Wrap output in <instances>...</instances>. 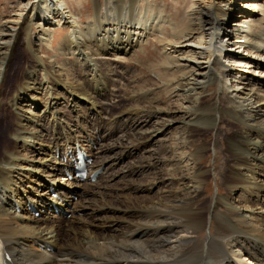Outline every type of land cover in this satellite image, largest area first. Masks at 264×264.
Returning <instances> with one entry per match:
<instances>
[{
	"label": "bare ground",
	"instance_id": "obj_1",
	"mask_svg": "<svg viewBox=\"0 0 264 264\" xmlns=\"http://www.w3.org/2000/svg\"><path fill=\"white\" fill-rule=\"evenodd\" d=\"M15 4L13 19L1 23L0 18V99L8 91L10 80H17L11 64L23 30L34 53L30 57L33 64H28L25 71L33 76L18 75L10 91L21 101L15 103L13 97L9 105L14 132L6 126V143L13 141L15 149L6 150L0 157V241L8 264H237L234 257L241 264L245 259L264 264V211L257 209L264 205V79L258 77L264 75V0H106L104 9L97 0L88 23L72 12L66 0H16ZM171 8L176 11L172 13ZM219 27L223 28L221 36ZM56 28L69 31L56 55L76 57L78 62L104 56L124 62L139 53L146 58L152 40L162 47L161 61L151 64L149 60L146 67L157 77L156 90H142L144 93L137 98L126 95L124 100L132 107L119 109L109 120V126L124 133L135 147L150 145L156 132L165 133L174 126L181 133V143H174L175 147L199 146L187 159L176 162L175 157H166L175 169L159 181L158 176L154 178L153 185L168 184V189H161L157 197L149 196L150 187L130 182H123L124 190L114 195L109 184H99L101 179L109 183L114 175L99 176L96 184L83 183L76 176L78 148L84 147L94 159L88 165L90 181L94 173L113 169L118 162L132 157L124 152L109 158L97 156L94 147L103 138L83 124L90 122L100 131L107 120L99 118L102 113H97L90 96L112 93L115 100L122 97L115 91L112 68L101 70L102 76L109 79L108 86H88L86 90L76 81L73 69L59 63L54 72L47 69L40 54L45 48L55 51L52 36ZM42 71L51 83L61 82L72 89V103L67 98L64 111L49 105L54 98L49 86L35 85L34 78ZM39 91L45 92L44 98L38 97ZM163 93L171 99L170 105L162 108L160 105L167 101ZM175 95L191 105L190 112L171 106ZM75 102L91 108L83 118L65 125L62 119L68 117L67 109ZM207 102L209 106H205ZM28 103L42 107L44 113L38 110L31 115L32 105ZM2 110L0 104V114ZM141 112L164 116L169 124L144 138L140 131L147 121L136 118ZM44 123L55 127L37 134L43 131ZM216 126L218 131H225V136L236 130L233 136L220 141L227 145L224 162L228 166L217 175L223 179L229 196L212 198L208 203L205 187L212 173L202 168L206 147L197 145L200 138L195 132L211 133ZM44 144L53 153H41ZM101 149L108 153L114 147ZM52 155L54 165L45 166L43 162L52 161ZM145 161L131 169V174L155 165ZM185 161L196 174L183 172ZM111 163L116 164L110 167ZM66 173L72 176V183H66ZM60 174L63 178L57 179ZM46 177L51 180L46 181L47 187L41 193L39 188L46 186ZM188 183L195 189H190ZM142 190L143 196L136 197ZM83 195L89 199L73 202L74 196ZM53 204L69 213L84 212L87 218L68 221L32 215L33 208L53 210ZM127 213L129 218L124 219ZM94 215L101 217L93 219ZM83 223L114 234L90 233ZM97 223L101 226H95ZM207 230L208 235L203 236Z\"/></svg>",
	"mask_w": 264,
	"mask_h": 264
},
{
	"label": "rangeland",
	"instance_id": "obj_2",
	"mask_svg": "<svg viewBox=\"0 0 264 264\" xmlns=\"http://www.w3.org/2000/svg\"><path fill=\"white\" fill-rule=\"evenodd\" d=\"M97 0H66V3L68 5V7L72 10V12H75L77 15H79L82 19L83 22L88 23V21L90 20V18L94 15L95 11H94V4ZM167 2H172L173 0H166ZM15 2L16 0H0V18L3 20V22H8L9 20H11V18H14V15L16 14V10L17 8H15ZM99 2L103 5V9L104 7H106V0H99ZM123 3H125V1H123ZM78 4H80L81 6H79ZM129 4V2H128ZM173 9V10H172ZM172 11V13H174L176 10L174 8L169 9ZM181 14H184V12H182ZM24 32H22L19 36V41H18V47H17V51H16V57L15 60H13L12 64H11V68L13 69L12 74H14L15 78L17 77L18 80V75L20 76L21 74H26V75H32L31 71L25 73L26 71V67L28 64H33V61L31 60L30 57H32V53H34L32 50H30V48L28 47V35L27 32L25 30H23ZM39 30H33V32L38 33ZM69 31L66 29H62V28H56L53 30V49H55V51H50L45 49L41 50V54L40 56H43L41 58H43L45 65L47 67L48 70H51L52 72H54L56 69H58L60 67L59 64L65 66L66 68H70L73 69L72 73L75 74L76 76V81L86 90V88L88 86L93 87L96 85H102V86H108L109 83V79L106 78L105 76H102V69H104L105 67L108 69L112 68L111 71V76H113L114 81H115V91H119L120 95H121V99L119 100H115L114 98H112V93L110 94H102L99 96H90V99L96 103V111L97 113H102V116L99 117L101 120L106 118V124L105 127L103 129H101L100 131H98V128H95L94 124H90V122H88L87 124H83V126H85L86 128H89V131L98 133L101 135V137L103 139L99 140V144L97 145V153H99L97 156L99 157H115L118 156V154L120 153H127L128 155H131V159L127 158V159H123L121 162L116 163H111L110 167H115L113 169H110L107 171V168L105 170V168H103V171H101V177L108 178L112 175H114V178H111V181L109 183H105L104 179H101L99 181V184H102L103 186L109 184V187L111 190H114L113 193L114 195H116L118 192L123 191L124 190V183H137L140 186H148L151 188V194L149 196L150 197H157L158 193L161 192V189H166L167 185H153V183L155 182L154 178H156L157 176V181H159V178H163L169 174H171V172L173 173V167L175 169V166H173V163H171L169 165V162L166 160V157H175V161L177 162L178 159L181 158H188L191 157V155L196 152V150L198 149V147L194 146L192 147L191 145H184L181 146L179 145L178 147H175L174 143H181V140H178V138L181 136L179 133L180 130H176L175 131V126L171 129V130H167L165 131V133H161L162 131H158L156 132V139L150 144L147 145L144 148L141 147H135L129 140H127L124 133L118 132L120 131L119 129L115 130L113 128H111V126H109L110 122V117H112L116 112L119 111V109H121L123 111L124 107H132V105L130 104L129 101L124 100V97L127 95H135V97L137 98L140 94L144 93L141 92L143 91H147V89H152V90H156L155 89V85L154 84H159L157 80V77L155 75V73H153L152 69H150V71L147 70V66L150 64L149 60L151 61V64H155L156 62L161 61L162 59V52L163 49L162 47L158 46V44L156 43L155 40H152V42L149 45V55L145 58V56H143V54L141 55V53H139L137 56H133L131 55L133 58L132 60H124V62H114L112 59V57L109 56H104V57H93V58H86V63L84 60L79 61L75 60L74 57H70L67 55H56L57 49L60 48V44L64 41V39L67 37ZM130 57V56H129ZM128 57V58H129ZM89 59V60H88ZM59 63V64H58ZM229 65V64H227ZM100 69V70H98ZM44 72V73H42ZM40 72L39 76L34 78V82L35 85L37 83H40L41 86H49L53 92H54V98L51 99L49 101V105L53 106V107H57L61 110L64 111L65 106L68 103L67 98H69L70 103H72V98L71 96L73 95V91L72 89L64 86L61 82H55V83H51L50 81L47 80L46 75H45V71ZM48 72V71H47ZM1 75V74H0ZM33 76V75H32ZM252 76V75H251ZM23 77V75H22ZM260 77V76H258ZM155 78V79H154ZM17 80L14 82L13 80H10L9 85H8V91H6L1 99H0V104L1 106L4 108V110H2V113L0 114V157L3 156V154L5 153L6 150H11L13 151L15 149V145L13 143V141L6 143V136H7V127H10L12 129V131L14 132V125L12 123V117L10 115V110H9V105H10V101L11 99L14 97V101L16 102H20L19 99V95H16L14 93H10V91L12 92V88L15 86V84L17 83ZM150 80V81H149ZM29 86V85H28ZM20 87V86H19ZM39 95L38 97H45L42 91H39ZM43 93V94H41ZM33 94V93H32ZM162 94V96L165 98V100H167L165 103H162L160 105V107H166L168 105H170V103H168V100H170V95L168 94ZM180 95V94H179ZM37 96V94H36ZM63 97V98H61ZM141 97V96H140ZM30 101V100H29ZM37 102H40L37 101ZM44 102V99H43ZM78 102V101H77ZM172 104L171 106H173L174 108H183L184 111L190 112L191 111V105L189 103H186L185 101H183V98L181 96H173L172 100H171ZM34 103V102H33ZM29 105H32V114L31 115H35L37 114V112L41 111V113L43 114L44 112H42L44 109L42 107L36 108L35 104H31L28 103ZM205 106H209L210 103H204ZM59 105V106H58ZM176 105V106H175ZM178 106V107H177ZM91 107H87V106H83L82 103L78 104V103H74L71 108L67 109L70 111V114L68 115V117H63V121L65 122V125H69V123L72 125L73 123H75L79 118H83L82 115L87 113L89 111ZM198 108V105L196 107L195 105V109ZM42 109V110H41ZM39 110V111H38ZM15 111V109H14ZM79 111V112H78ZM53 117V116H52ZM137 119L140 120H144L147 121L144 124V127L142 129V131H140L141 134L145 135L148 133H153V131H155L156 129L163 127L164 124L166 123V125L169 124L168 119L164 116H155V115H151V114H147V113H143L141 112L140 114H138L136 116ZM52 119V118H51ZM167 120V121H166ZM46 123H48V120H45ZM220 119L218 120L217 125L219 126ZM51 123V120H50ZM45 124V123H44ZM4 125V126H3ZM87 125V126H86ZM93 125V126H92ZM146 125V126H145ZM172 125V124H171ZM154 126V127H153ZM55 126H49L47 124L44 125V129L42 132H39L37 134H44L46 131H51ZM58 130L57 135L60 134L61 132V127L57 126ZM178 127H182V125H178ZM222 127H225L222 126ZM97 129V130H96ZM217 126H216V131L211 132V133H204V132H200V131H196L195 135L200 138L199 143H197V145H203L204 147H206V152H205V157L202 161V168L211 170V176H209L208 179V184L205 187V198H206V202H211L212 198H225L229 196L228 191L226 192V188L224 186V181L223 179L220 178L219 174V170L222 168L224 169V167L228 164L224 161H226V148L227 145L226 143H221L220 141L225 139H227V137L229 138L230 136H233V132L234 130H232V132L230 133V136H225L226 133L225 131H218L217 130ZM114 131V133H113ZM169 132V133H168ZM172 132V133H171ZM176 132V134H175ZM104 134L106 136H104ZM110 134V135H109ZM159 134V135H158ZM173 134V135H172ZM179 134V135H178ZM107 135H109L110 137H108ZM148 135H145L144 138H147ZM224 136V137H222ZM177 140H173L174 138ZM176 141V142H175ZM19 147V145H16V147ZM22 146V145H21ZM101 146L102 147H106V146H113L114 149L112 150V152H108V153H102L101 152ZM120 146V147H119ZM122 146V147H121ZM150 146V147H149ZM165 147V148H164ZM172 147V148H171ZM182 147V148H181ZM169 148V149H168ZM181 148V149H180ZM163 149V150H162ZM166 149V150H164ZM95 150V151H96ZM21 154H24V150L23 147L20 148ZM39 151L41 153L45 152V151H49L51 153H53V150L49 149V146H47L46 144L43 145V148L39 149ZM168 151V152H167ZM179 151V152H177ZM168 153V154H166ZM102 154V155H101ZM229 155L230 151H229ZM151 159V160H150ZM152 161L155 163V168L150 167V168H146V169H142V170H138L136 173H132L131 171L136 168L139 167V165H141L144 161ZM145 161V162H146ZM168 162V163H167ZM45 166L51 167L52 165H54V159H53V155H52V161L49 160H45L44 162ZM140 163V164H139ZM183 164V172L184 173H188V172H192V174H196V170L189 165V163L182 162ZM169 165V166H168ZM224 165V166H223ZM109 169V167H108ZM132 169V170H131ZM106 172V175L105 174ZM61 173V171H60ZM45 178L44 182L46 186H40L39 191L42 193L43 190L46 189L47 183L50 182L51 178L49 177ZM62 179L63 176L60 174L58 176L57 179ZM66 183L69 182H73V178L72 177H64ZM168 178V177H166ZM69 179V181L67 182V180ZM134 180V181H133ZM97 181H84V183H92V184H96ZM124 182V183H123ZM224 186V187H223ZM188 187L190 189H195V186L192 183H188ZM122 188V189H121ZM120 189V190H118ZM168 189V188H167ZM108 192V191H107ZM134 192V191H133ZM132 192V193H133ZM116 193V194H115ZM143 193V190L141 192H138L137 194H135L136 197H140L143 196L141 195ZM157 193V194H156ZM148 194H144V196H148ZM161 194V193H160ZM127 195V194H126ZM124 195V196H126ZM240 195V194H239ZM89 199V197H87L86 195L84 196H77L73 199L74 203H78L79 201H81V199ZM91 198V197H90ZM264 199V198H263ZM257 209H260L259 211H264V205L260 204L257 206ZM32 214L34 215V213L32 212ZM53 215V211H43L40 212V216H35L37 219L43 218V217H47L49 219H55L58 220L59 217H52ZM124 219L129 218V213H127L126 215H124ZM97 219L100 218V215H94L93 219ZM64 219H67L68 221H74V220H83L84 218H87L86 213H82V212H77V213H66V215L63 217ZM130 220V219H129ZM94 224V223H92ZM83 228H85L87 231L89 230L90 233L93 234H103V235H110L112 233V230L110 233H108L107 229H103L100 228V232L98 231V228L95 227H91V225H87V223H83L82 224ZM95 226H101L100 224H95ZM114 234V233H112ZM208 235V230L204 232L203 236H207ZM153 242H150L149 244H152ZM1 246V244H0ZM234 250L237 251V249H232V251ZM234 261L237 264H241L239 259L234 257ZM239 261V262H238ZM134 262L139 263V262H143V261H137L134 260ZM245 264H254L252 263V260L250 259H245Z\"/></svg>",
	"mask_w": 264,
	"mask_h": 264
}]
</instances>
